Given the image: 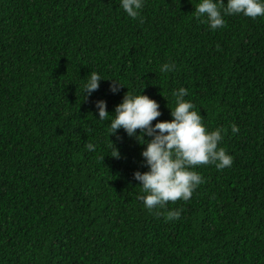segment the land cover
I'll return each instance as SVG.
<instances>
[{"label":"trees","instance_id":"16d2710c","mask_svg":"<svg viewBox=\"0 0 264 264\" xmlns=\"http://www.w3.org/2000/svg\"><path fill=\"white\" fill-rule=\"evenodd\" d=\"M199 2L145 0L132 19L119 0H0V264H264V17L213 31ZM90 71L126 86L83 95ZM127 87L158 120L186 88L232 165L196 166L188 201L146 209L144 145L121 128L112 156L97 119L96 101L112 113Z\"/></svg>","mask_w":264,"mask_h":264},{"label":"clouds","instance_id":"9594fccd","mask_svg":"<svg viewBox=\"0 0 264 264\" xmlns=\"http://www.w3.org/2000/svg\"><path fill=\"white\" fill-rule=\"evenodd\" d=\"M119 5L128 17L136 19L145 6V0H119ZM194 13L197 19L203 17L210 29L215 31L225 26L226 16L242 14L253 19L264 17V0H200L194 7ZM174 67V63H165L161 71L167 73ZM83 79V95L88 96L99 89L102 79L112 81L110 88L113 93L119 91L121 86H126L116 78H105L94 71H90ZM143 89L136 93L128 88L122 102L116 105L112 113L107 110L103 99L96 101V108L97 119L108 121L109 139L122 128L129 137H135L139 144L144 145L141 155L148 170L135 171L134 179L142 188L138 200L151 211L164 208L170 201H188L203 183L202 176L194 170L196 166L214 164L222 170L232 165L233 158L219 147L223 130L207 129L196 106L185 99L188 94L186 88L181 87L173 92L175 106L169 107L171 120L157 119L162 115L160 105L144 94ZM154 120L155 124L152 123ZM231 132L238 133V126L233 124ZM110 141L115 151L112 156L119 157L118 149ZM95 148L93 143L86 144L88 151H95ZM181 211L177 209L169 215L179 219Z\"/></svg>","mask_w":264,"mask_h":264}]
</instances>
